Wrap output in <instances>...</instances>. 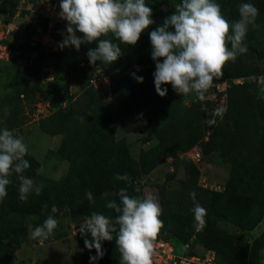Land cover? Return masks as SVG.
<instances>
[{"label": "trees", "instance_id": "1", "mask_svg": "<svg viewBox=\"0 0 264 264\" xmlns=\"http://www.w3.org/2000/svg\"><path fill=\"white\" fill-rule=\"evenodd\" d=\"M145 2L154 10L156 23L141 34L135 46L120 43L111 33L102 37L111 39L121 47L123 55L116 62L89 63L87 53L90 48L96 47L95 42L82 44L79 50L74 47L41 50L33 57L32 64L24 66V73L15 79L12 91L4 97L7 112L0 116V128L7 127L18 132L26 121L24 106L35 96L43 65L49 75L63 74L79 90L78 96L68 101L67 107L58 105L40 124L42 132L62 136L60 144L49 154L55 159L67 160L70 163L68 172L57 182L52 181L38 175V162L26 155L25 159L31 166L23 175L35 184L43 185L40 195L30 194L27 202L19 200L20 180L17 175L14 173L10 177L12 183L7 186L8 195L0 201V264H18L10 255L24 241L28 222L33 224L34 229L48 215L57 218V214L51 211L53 205L61 211V216L67 217L78 227L77 258L81 264H90V256L96 255V250L86 248L84 240H91V234L82 236L78 231L80 224L93 211L112 218L118 215L106 204L113 199L119 204V197L109 195L102 199V193H116L120 188H127L130 195L141 196L142 190L139 193L134 190L135 187L141 189L137 178L148 175L168 158L175 161L180 152L195 144L201 145L205 154L215 152L228 166L225 187L223 191H213L200 186L199 171L192 164L186 165L178 191H168L164 185L159 186L160 218L164 222L162 231L170 234L165 237L172 238L176 243H186L196 235L197 242L215 251L218 264H264V229L244 245L239 237L243 232L252 231L264 216V98L258 94L264 92V87L258 88L245 82L231 84L226 112L222 120L216 117L217 123L213 126L206 123L213 118V112H207L202 106L203 101L198 98L186 105L170 84L162 85L168 89L166 96L158 95L154 85L155 61L151 58L149 33L163 23L181 0ZM217 2L230 23L240 19V4L249 2L259 9L256 22H264V0ZM4 42L11 47L7 40ZM252 47L257 53L264 52V47ZM32 48L30 46L23 51ZM18 57L13 51L9 55L8 62L14 68L22 66L18 63ZM239 66L228 62L223 68L222 77L214 79V82L258 73L262 69ZM98 70L108 76L109 91L90 83ZM133 72L144 78L143 83L133 78ZM140 111L145 112V127L153 134L155 141L143 148L135 160L131 159L126 140L116 139L115 130L132 114ZM117 174H127L131 179L129 182L116 180ZM167 175L172 178L173 172ZM89 190L95 203H90L86 197ZM193 191L196 202L206 209L205 225L199 231L196 230L192 212L194 202L190 193ZM45 204L48 206L46 210L43 208ZM65 235L61 233L56 237ZM115 238L116 233H113L112 241L101 242L105 254L94 264H113L112 255L120 253ZM191 250L192 247L188 251ZM35 264L61 263H52L44 258Z\"/></svg>", "mask_w": 264, "mask_h": 264}, {"label": "clouds", "instance_id": "2", "mask_svg": "<svg viewBox=\"0 0 264 264\" xmlns=\"http://www.w3.org/2000/svg\"><path fill=\"white\" fill-rule=\"evenodd\" d=\"M59 9V17L67 22L59 47L79 50L82 44L95 42L96 47L87 53L91 64L97 61L113 64L123 55L119 44L102 37L111 33L120 43L135 46L141 34L156 23L153 9L145 0H60ZM238 10L240 19L230 23L217 0H181L163 23L150 31L151 58L155 61L154 85L158 95L166 96L168 89L162 85L170 84L177 93H195L200 101L205 100L214 79L222 77L224 66L234 63L239 55L248 51L244 38L249 26L259 27L256 24L259 9L254 4L242 3ZM131 75L138 83H143L142 76L135 72ZM225 112L224 107L215 109L213 118L206 123L215 125L216 117L222 120ZM28 154L29 147L19 133L14 134L7 127L0 128V201L8 195L7 186L12 183L10 177L14 173L20 180V201L27 202L30 194L42 192V184L37 185L23 175L31 166L25 159ZM115 178L125 182L131 179L127 174H117ZM134 190L141 191L139 187ZM109 195L119 197V204L114 199L106 204L118 215L112 218L93 211L84 218L78 230L85 237L91 234V240H84L87 249L96 250V255L90 256V264L103 257L101 242L112 241L113 233H116L115 243L121 254L119 264H154L156 241L164 228L158 197L152 193L134 196L127 188H120L116 193H102L101 198ZM86 197L90 203H95L90 190ZM190 197L199 231L205 225L206 209L196 202L195 191ZM47 207L45 204L44 210ZM51 211H57L55 205ZM58 227V219L48 215L41 225L32 229L31 237L46 240Z\"/></svg>", "mask_w": 264, "mask_h": 264}, {"label": "rangeland", "instance_id": "3", "mask_svg": "<svg viewBox=\"0 0 264 264\" xmlns=\"http://www.w3.org/2000/svg\"><path fill=\"white\" fill-rule=\"evenodd\" d=\"M43 1V0H42ZM42 1L29 2L26 0H0V18L2 22H10L13 29L10 31L8 43L12 50L18 56L23 55V50L29 48L28 44L36 32L42 29V39L45 40L50 36L58 44L64 39L67 22L59 17V8L51 11L42 9L40 5ZM154 14V10H153ZM30 20H36L34 24H30ZM263 21L256 22L258 28H253L251 25L248 28L247 34L244 38V44L248 51L238 56L234 65L245 67L246 69H254L261 67L258 73H249L243 75L242 82L252 83L258 88L264 87V52L257 53L252 46L257 49L264 47V32ZM6 31L5 29H0ZM51 41H48L50 43ZM68 46L64 47L67 48ZM49 48V47H47ZM46 48V49H47ZM46 49H41L45 51ZM60 49V47H58ZM58 49H48L58 50ZM252 49V50H251ZM34 54L41 51L34 48ZM9 60V59H8ZM232 62H230L231 64ZM1 64V63H0ZM44 67L40 68L39 83L35 96L30 102L25 103V112L27 113L26 121L20 126L18 132L23 137L25 143L29 147L28 156L34 158L37 162V174L45 176L52 181L57 182L70 169V163L67 160L55 159L50 154L51 149L56 148L62 136L50 135L44 133L40 129L41 120L54 112L59 107H67L68 101H73L79 94V90L74 86L67 76L61 74L58 76H51L48 70ZM139 68V67H137ZM24 66L14 68L9 62L0 65V116L7 112L4 97L9 94L15 84V79L22 76L24 73ZM51 72V69H49ZM47 73V74H46ZM108 85V84H107ZM107 85H102L98 88L104 91H109ZM186 105L196 101L195 93L183 95L178 93ZM264 98V92H259ZM228 96V93H227ZM207 112H212L207 109ZM116 139L124 138L128 144L131 159H137L140 151L154 143L155 138L145 127V112L140 111L132 114L125 122H123L115 130ZM201 147V145H200ZM202 148V147H201ZM203 152V151H202ZM195 165L200 175H204L217 182H225L228 175V166L223 163L215 152L203 153V157L198 163H193L179 156L175 161L168 158L167 161L155 167L148 175L139 177L136 182L141 187L143 197L147 193H152L158 197L159 200V186L164 185L166 190L176 192L180 189L181 180L184 179L186 172V165ZM173 172V177L168 178L169 173ZM199 181V178H198ZM54 198V196H52ZM160 203V202H159ZM161 205V204H160ZM59 221V227L56 228L48 240H37L31 237L33 224L28 222L27 235L21 245L10 255L12 260L18 264H35L44 258H48L52 263L61 264H81L77 258V237L76 232L78 227L76 224L70 222L67 217L61 216V211L57 208L55 212ZM29 219V218H28ZM29 221V220H28ZM225 228L233 231L231 227ZM264 229V216L260 223L249 232L240 234L241 243H250ZM66 233L65 236L57 238L56 235ZM167 236V232L161 231L160 236ZM196 235H193L189 242H186L190 247L201 250L206 247L197 242ZM176 243V242H175ZM178 252L179 248L184 243L177 242ZM120 253H114L111 257L113 264L120 261ZM264 256V254H263ZM264 259V257H263Z\"/></svg>", "mask_w": 264, "mask_h": 264}, {"label": "built area", "instance_id": "4", "mask_svg": "<svg viewBox=\"0 0 264 264\" xmlns=\"http://www.w3.org/2000/svg\"><path fill=\"white\" fill-rule=\"evenodd\" d=\"M59 3L60 0H43L40 5L42 6V9H45L48 12L59 8ZM35 22L36 20H30L29 23L34 24ZM0 29L6 30L2 32L0 30V61L8 62L9 55L13 50L6 42H4V40L8 41L10 31L13 27L10 22L4 23L0 18ZM42 33V29L41 31L36 32V35L32 37L33 40L29 42L30 46L33 48L23 52V55L18 57V63L20 65L28 66L33 63V57L36 56V54H34V48L37 46L40 50L46 49L47 47L50 49H58V42L56 43L50 36L43 40L42 35L44 34ZM48 41L51 42L48 43ZM90 83L96 88L107 84L109 87V78L101 70H98L90 80ZM239 83H243L242 78L213 82V86L206 93V98L203 100L202 106L212 112L219 107L227 108L228 88L231 84ZM178 156L193 163H198L203 157V152L200 145L195 144L188 150L180 152ZM198 184L203 188L213 191H223L225 187V182H217L216 180L210 179L203 174L200 175ZM177 247V244L172 238L159 236L156 241L157 254L154 258V264H218L216 261L215 251L211 248H202L201 250L193 248L191 252H189L188 250L190 245L184 243L179 247L181 252H178Z\"/></svg>", "mask_w": 264, "mask_h": 264}]
</instances>
